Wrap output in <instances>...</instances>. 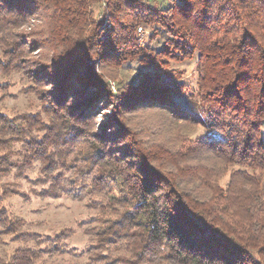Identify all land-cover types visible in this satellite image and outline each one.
<instances>
[{
	"label": "trees",
	"instance_id": "obj_1",
	"mask_svg": "<svg viewBox=\"0 0 264 264\" xmlns=\"http://www.w3.org/2000/svg\"><path fill=\"white\" fill-rule=\"evenodd\" d=\"M105 1L113 10L125 6ZM90 2L96 0H0V74L26 80L24 91L35 90L41 109L16 117L0 113V264H264V180L258 174L264 169V0L157 1L164 40L159 54L167 62L171 52L172 60L193 59L197 78L188 92L195 96L186 98L196 97L199 108L171 99L184 82L152 73L153 82L143 73L128 85L135 87L134 102L126 94L119 101L169 110L195 131L182 138L150 123L144 135L126 131L132 138L126 152L93 133L87 90L97 79L85 73L90 54L80 39L65 35L80 27L74 19ZM32 15L49 21L45 39L30 42L34 50L51 45L53 58L47 53L42 69L55 93L33 80L41 69L30 76L36 70L25 58L23 27ZM109 45L102 44L111 49L104 55L115 50ZM34 165L42 198L65 196L86 205L81 250L69 246L72 227L33 232L2 205L11 193L27 195L1 179L28 178Z\"/></svg>",
	"mask_w": 264,
	"mask_h": 264
},
{
	"label": "rangeland",
	"instance_id": "obj_2",
	"mask_svg": "<svg viewBox=\"0 0 264 264\" xmlns=\"http://www.w3.org/2000/svg\"><path fill=\"white\" fill-rule=\"evenodd\" d=\"M122 1L125 2L122 11L108 7L105 0L90 2L89 7L84 11V15L82 17L77 16L74 19V23L80 24V27H75L69 32L65 31V35L70 40L80 39L82 41L81 49L90 54L85 73L88 72L90 77L94 76L97 79L96 84L89 86L90 89L87 90L92 96L91 103L94 105L92 131L99 139H105L110 146L123 152L132 147V138L126 131L136 134L142 130L144 135L143 129L150 123L165 124V132L169 131L171 133L174 130L180 137L187 138L188 134L190 135L195 130H191L189 125L173 118V112L165 110L168 117L154 106L141 105L135 109L136 107L130 108L133 106H125L124 103L122 105V102L119 101L124 94H126V100L130 98L132 102L135 101L136 98L133 99L136 95L135 87L128 89V85L139 83L137 78L144 73L149 78L152 74L159 76L162 81L171 84L184 82L186 86L184 84L180 89H173L172 93H169L171 99L176 98L178 101L189 105L199 102L196 97L192 98L193 101H188L186 98V95H193L188 91H192L191 87H194L197 78L193 59L172 60L174 58H172L173 52H171L169 62H167L165 56L159 54L161 47L164 45L157 22L158 18L155 17L157 11H160V8L157 10L160 7L157 1L160 2V0H154L155 2L152 0ZM126 1L129 3L127 4ZM221 6L228 9L225 3ZM81 19H84V22ZM27 21V25L23 27L27 33L24 39H28L25 58L31 69L36 70L34 74L30 71V76L38 77L39 72L37 71L42 70L40 75L44 76L39 75V78L35 79L34 77L33 80L37 82L39 89L55 93L54 89L51 88L53 86L48 84L50 80L47 79L48 77L42 69L45 67L42 66L44 63L43 57L50 55L53 58V52L49 51L51 45L47 43L43 46V49L34 50L36 46H33V43L30 42V39L36 37L45 39L43 38L46 36L45 31L50 29L49 21L41 18L40 15H32ZM104 43H110L108 48L113 49L115 47L110 56L103 54V52L107 51L108 53L111 50L101 47ZM92 46L94 50L91 48ZM118 53L120 56L116 58L115 55ZM149 63H151L149 67H154L151 69L146 68ZM152 78L154 79V77ZM153 79H151L152 82ZM6 80H9L10 84L6 87L0 86V113L8 117H16L23 113L41 112L35 90L24 91V87L30 85L26 80L16 73L9 76L0 74V84L5 83ZM154 86H149V90L154 91ZM156 89L161 91V87ZM36 90L38 92V89ZM145 99L147 98L144 97L142 101ZM157 101L163 102L161 99ZM198 108L199 103L195 109ZM199 131L203 132L201 129L197 130V132ZM26 173L28 178L12 174L1 179L5 184L12 186L14 191L27 195L11 193L4 198L2 205L12 213L22 217L28 229L33 232L49 234L52 231L62 230L64 227H72L75 233L69 239V246L76 249V251L85 247L87 238L83 235L82 228L79 226L80 221L89 215L84 202L65 196L42 198L37 193V191H40L41 186L39 183H35L38 175L37 165L29 168ZM229 173L230 171H227L226 175L224 174L225 177L223 175L222 184L227 181ZM258 174L261 180H264V169L258 171ZM13 244L14 242H9L8 245H5V249L8 250ZM56 264L67 263L66 261L57 260Z\"/></svg>",
	"mask_w": 264,
	"mask_h": 264
}]
</instances>
